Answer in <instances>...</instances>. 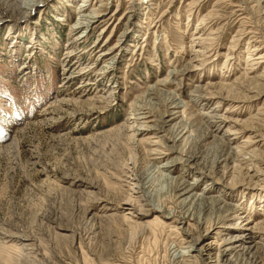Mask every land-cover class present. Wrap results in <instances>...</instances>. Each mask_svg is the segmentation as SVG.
Instances as JSON below:
<instances>
[{
	"label": "rangeland",
	"instance_id": "rangeland-1",
	"mask_svg": "<svg viewBox=\"0 0 264 264\" xmlns=\"http://www.w3.org/2000/svg\"><path fill=\"white\" fill-rule=\"evenodd\" d=\"M82 3L0 0V264H169L223 219L264 264V0H102L80 39Z\"/></svg>",
	"mask_w": 264,
	"mask_h": 264
},
{
	"label": "bare ground",
	"instance_id": "bare-ground-1",
	"mask_svg": "<svg viewBox=\"0 0 264 264\" xmlns=\"http://www.w3.org/2000/svg\"><path fill=\"white\" fill-rule=\"evenodd\" d=\"M49 1V0H48ZM109 2L112 1H116V0H108ZM152 1V0H151ZM47 2V0H16V3L19 6V9H21L23 11L22 15L23 17H29V15L31 14V12L34 9H37L39 7H42L45 3ZM96 2V3H95ZM99 2V3H97ZM100 2H102V0H97V1H93V0H83V3L80 4L77 7V15L79 16L78 18V22L75 28L74 32L79 31L81 36L80 39H85L86 37H88V35L90 36L91 31L93 30V28H97L100 25L104 24V19L107 16L106 19H108L109 17H112L109 24L107 26H114V28L117 30V28L120 26L121 22H120V18L116 19V15H114L115 13L109 14V15H105L102 13V10L100 9L101 7H97V5L100 4ZM104 2V1H103ZM134 5H139V2H133ZM102 4V3H101ZM103 8V7H102ZM137 8V7H136ZM133 10V9H131ZM109 20V19H108ZM132 20V19H131ZM107 21V20H106ZM130 21V19H129ZM107 26H103V29L101 31L100 34H102L103 32H105L104 30L107 28ZM128 26V25H127ZM113 30V29H112ZM115 31V30H114ZM127 33V30L125 31ZM123 33L124 34L126 33ZM102 37V35H101ZM100 37V38H101ZM124 39H122L121 41H119L121 43L116 44L113 47H109L107 48L103 54L101 55V57L103 58V60L105 59V65L104 67H106V70H108L107 68H110L111 66H115L116 65V57H114L115 51L122 47L124 42ZM99 41V39H98ZM101 41V39H100ZM109 38L106 41V44L108 47L109 44ZM100 43V42H99ZM104 47V48H106ZM102 48V47H101ZM101 58V59H102ZM113 68V67H112ZM173 75H175L174 72H171ZM169 74V75H172ZM175 79V78H174ZM151 91V95L153 93H156L153 89L150 90ZM161 94V92H160ZM165 94V93H164ZM146 98V97H145ZM171 101L174 99L173 96H170ZM177 101V100H176ZM151 103V102H149ZM142 106V105H141ZM138 107V106H137ZM143 107V106H142ZM172 108V107H171ZM141 110V109H140ZM143 110V109H142ZM138 112V111H137ZM136 113V112H135ZM140 113H142V111H140ZM145 113V112H144ZM143 113V114H144ZM142 114V115H143ZM216 114V113H215ZM149 115V114H148ZM141 116V115H140ZM216 116V115H215ZM134 117V116H133ZM137 117V116H136ZM141 119H144L145 116L140 117ZM166 118V117H165ZM210 118V117H209ZM216 118V117H215ZM135 120V119H134ZM137 120V119H136ZM144 121V120H143ZM142 121V122H143ZM128 122V121H127ZM130 122V121H129ZM135 122V121H134ZM137 122V121H136ZM127 124V123H126ZM136 124V123H135ZM134 124V125H135ZM131 125V124H130ZM146 126V125H144ZM137 127V126H136ZM150 127V125H149ZM131 128V127H130ZM133 128L135 129V127L133 126ZM140 128V127H139ZM147 128V126H146ZM132 129V128H131ZM143 129V128H142ZM155 129V128H154ZM157 129V128H156ZM130 130V129H129ZM133 130V129H132ZM145 130V129H144ZM131 131V130H130ZM137 131V130H136ZM134 132V131H132ZM131 132V133H132ZM142 133V132H141ZM145 133V132H144ZM133 135L135 136V134L133 133ZM130 137H132V135H130ZM138 137V136H137ZM136 138V137H135ZM133 140V139H132ZM131 140V141H132ZM171 141V140H170ZM136 143V142H135ZM171 143V142H170ZM177 144V143H176ZM152 145V144H151ZM159 145V144H158ZM137 146V145H136ZM162 146V145H161ZM150 148V147H149ZM166 148V147H165ZM155 149V148H154ZM182 149V148H180ZM157 150V149H156ZM160 150V149H159ZM152 151V150H151ZM177 152V150H176ZM160 154V152H159ZM166 154V153H165ZM230 155V154H229ZM230 157V156H229ZM135 162L134 163V167L135 166ZM138 162V161H137ZM177 162L178 161H173L171 162L169 165L171 166V168L177 166ZM228 163V162H227ZM167 164V163H166ZM166 168V167H165ZM164 168V170H165ZM135 169V168H134ZM134 172V171H133ZM161 172V171H159ZM146 177V176H145ZM149 177V176H148ZM147 177V178H148ZM150 178V177H149ZM148 178V179H149ZM146 179V178H144ZM143 179V180H144ZM146 179V180H148ZM174 178H172L173 180ZM150 181V180H149ZM175 181V180H174ZM180 181V180H179ZM139 183H141L140 181H138ZM148 182V181H147ZM145 182V183H147ZM144 183V182H143ZM150 183V182H149ZM178 183V182H177ZM187 183V182H186ZM185 181L182 182L180 185L177 186V191H183L185 192V194H187L190 198H192V200L194 199H205V197H200L198 195L195 194V183L193 182L191 184H186ZM139 186V184H137ZM142 185V184H141ZM148 186V183L146 184ZM145 186V185H144ZM143 186V187H144ZM140 187V186H139ZM145 188V187H144ZM143 188V189H144ZM141 190V189H140ZM142 192V191H141ZM209 192V191H208ZM156 193V192H155ZM205 193V192H204ZM145 194V193H144ZM183 194V193H182ZM181 195V194H180ZM204 195V194H203ZM177 197V196H176ZM179 198V197H178ZM185 200V199H184ZM215 200V199H214ZM195 201V200H194ZM206 201V200H205ZM217 201V200H216ZM219 202H221L219 200ZM222 203V202H221ZM226 203V202H225ZM153 206V205H152ZM216 206V205H215ZM226 207V214L227 217L231 216V214L233 213V211L235 210L234 207H230V205L224 204L222 206ZM155 207V206H154ZM221 208V209H222ZM153 209V208H152ZM163 210V209H162ZM156 212V211H155ZM157 212H162L157 211ZM163 214V213H162ZM172 216L175 214L174 212L171 213ZM224 217V216H223ZM159 218V217H158ZM225 218V217H224ZM170 219V218H169ZM128 220V219H126ZM174 220V218H173ZM224 220V219H223ZM223 220H221V222H218L216 224H211V225H206L207 223L204 222H198V224L196 225V227H194L191 224H188L186 222H183L182 220L179 221L181 222L180 225L181 226H186L187 230L190 231L188 234H186L185 240L186 242L188 241V243L190 244V246L184 250H181L179 252L175 251L174 254L171 256L170 262L169 264H189L192 260H197L199 261V258L201 259V263L202 264H240L238 263L239 261L236 260L235 256H247L248 260L244 261L243 264H261V261H258V256H259V251L261 250L258 243L255 241L256 238V233L251 232V230L253 229H258V228H248L246 229V232H243L240 235H236L235 237H233L232 239H225L224 244L220 246L219 242L218 244L215 242H212L211 240V236L213 234V232L215 230L218 229H222L224 231H233V229H235V225L232 224V221H226V222H222ZM187 221V220H186ZM200 221V220H199ZM209 223V222H208ZM251 223V222H250ZM249 224V223H248ZM135 225V224H134ZM178 226V225H177ZM151 227V226H150ZM183 229V228H182ZM199 230H202V233L197 234ZM249 231V232H247ZM219 232V231H218ZM221 232V231H220ZM219 232V233H220ZM242 232V231H241ZM225 234V233H224ZM229 235V234H228ZM221 236V235H219ZM228 237V236H227ZM260 241H263V237L258 236ZM215 238V237H214ZM216 241V240H215ZM260 244V243H259ZM177 247V246H176ZM179 248V247H178ZM167 262V261H166ZM193 263V262H192ZM191 264V263H190Z\"/></svg>",
	"mask_w": 264,
	"mask_h": 264
}]
</instances>
